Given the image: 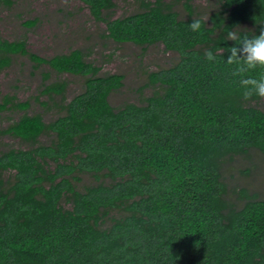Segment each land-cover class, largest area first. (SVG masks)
I'll list each match as a JSON object with an SVG mask.
<instances>
[{
  "label": "trees",
  "instance_id": "trees-1",
  "mask_svg": "<svg viewBox=\"0 0 264 264\" xmlns=\"http://www.w3.org/2000/svg\"><path fill=\"white\" fill-rule=\"evenodd\" d=\"M80 1L117 42L163 44L178 58L149 73L155 90L141 103L115 107L123 74H101L82 49L44 57L0 35V72L23 55L49 67L45 80L50 71L84 78L50 122L28 113L29 101L0 103L24 112L0 132L30 144L0 152V264H264V197L223 176L235 156L264 152V97L245 98L252 85L241 84L264 76V65L227 62L264 27V0H209L208 20L193 0L187 18L167 0L121 17L110 14L115 0ZM66 87L45 81L41 93ZM81 173L109 181L80 187Z\"/></svg>",
  "mask_w": 264,
  "mask_h": 264
},
{
  "label": "rangeland",
  "instance_id": "rangeland-1",
  "mask_svg": "<svg viewBox=\"0 0 264 264\" xmlns=\"http://www.w3.org/2000/svg\"><path fill=\"white\" fill-rule=\"evenodd\" d=\"M0 0V35L9 40L25 39L28 48L44 57L58 53H68L73 49H82L86 59L100 67V73H121L123 86L110 95L111 104L120 107L125 102L141 103L143 98L153 93L155 87L148 86L149 73L169 66L178 58V53L166 51L163 44L147 47L132 42H117L108 35L107 25L98 21L90 13L87 5L80 0ZM174 3V9L181 18L189 16L187 0H167ZM116 6L110 12L114 17L128 15L142 10L143 0H115ZM209 0H193L195 16L208 20ZM33 22V23H30ZM48 66L34 67L32 61L23 55L12 57L10 66L0 72V103L5 95L15 96L18 101H29L30 114H41L45 122L63 115V106L84 89V78L68 73L59 74L50 71V77L43 74ZM57 81L67 83L64 94H42L44 83ZM45 102V103H44ZM261 106L264 107V101ZM23 110L7 108L0 112V131L18 120ZM48 135L40 137L41 142L49 141ZM30 144L20 138L0 132V152L11 148H29ZM244 171V172H243ZM12 172H5L8 178ZM76 183L80 187L96 184L98 179L90 173L79 174ZM225 181L231 188H247L264 197V152L252 150L249 155H237L226 163L223 172ZM66 208L71 207L64 202ZM105 217L107 226L110 217Z\"/></svg>",
  "mask_w": 264,
  "mask_h": 264
},
{
  "label": "clouds",
  "instance_id": "clouds-1",
  "mask_svg": "<svg viewBox=\"0 0 264 264\" xmlns=\"http://www.w3.org/2000/svg\"><path fill=\"white\" fill-rule=\"evenodd\" d=\"M193 31L197 30L200 27V21H193L190 25ZM228 36L232 39H235V33L229 32ZM209 60L214 59V56L211 51L206 53ZM243 58L244 65L247 68H253L257 64L264 65V27L259 31L258 35H255L251 38L245 37L241 42L239 47L233 46L230 49V55L227 57L228 63H233L236 61L239 63L240 58ZM244 71V67L239 69ZM242 85H252V88L245 87L243 95L245 98L253 95L264 97V76H261L259 79H244L241 81Z\"/></svg>",
  "mask_w": 264,
  "mask_h": 264
}]
</instances>
